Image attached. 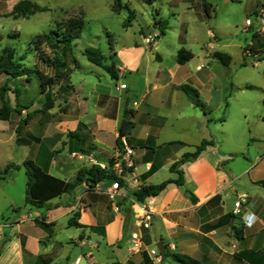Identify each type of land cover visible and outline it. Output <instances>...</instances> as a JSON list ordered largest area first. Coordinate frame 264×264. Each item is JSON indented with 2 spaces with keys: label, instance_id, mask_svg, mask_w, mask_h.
<instances>
[{
  "label": "crops",
  "instance_id": "0c3cea01",
  "mask_svg": "<svg viewBox=\"0 0 264 264\" xmlns=\"http://www.w3.org/2000/svg\"><path fill=\"white\" fill-rule=\"evenodd\" d=\"M20 1L0 0V14H10ZM29 1L50 10L42 0ZM155 3L156 0H152L148 4L153 6ZM197 6V3L192 8L189 6V12L194 13ZM259 6L257 15L264 10V3ZM55 7L64 15L76 12L74 7L66 10L63 3ZM53 22L56 26V20ZM253 27L257 42H251L244 57L251 58L254 66L259 67L261 61L264 62V30L259 25ZM125 31L128 33L129 30ZM187 32L181 26L180 35ZM151 36L154 41L149 43ZM207 36L219 40L211 31ZM161 43L155 27L147 26V30L138 28L134 36L125 39L121 45L114 44L107 56L116 61L115 87L107 76L102 82L100 78L107 72L101 67L103 73L96 72L93 83L82 78L74 85L69 81L72 77L60 81L52 109L57 103L59 115L56 121H38L45 124L41 136L53 128V136L48 139L54 140L52 148L61 153L59 162L52 151L40 146L41 140L36 141L39 145L36 149L29 142L33 140L29 128L31 116L25 106H20L24 109L20 115L29 122L24 137L18 133L21 122L14 124L15 112L9 121H0L8 125V131L1 129L0 132L10 133L8 140L3 141L6 150L0 170L9 164L18 167L0 179V264H37L39 257L50 259V264H74L77 258H82V253L85 258L80 264H154L149 250L159 243L169 254L162 255L159 264H180L172 254L191 257L201 264H264V159L252 169L251 160L243 167H226L225 162L234 163V159L229 158L233 151L226 153L219 146L225 104V68L232 62L229 66L220 63L214 58L219 52L215 44L204 40L189 45L188 41L180 39L171 50ZM182 48L194 55L184 65L179 64L177 57ZM79 67L80 63L75 59L61 71L73 74ZM45 69L53 74V70ZM262 74L264 76V68ZM122 85L126 88L118 90ZM247 86L252 85L233 84L235 91L249 90ZM184 87L196 91V95L187 94ZM196 101L204 109L197 106ZM36 109L35 112L40 111ZM124 119L133 125L118 144ZM205 141L212 145L196 160L181 164L177 172L171 170L185 154L195 152ZM253 141L259 145L258 159L264 154V137H255ZM124 142L134 150L131 158L133 175L126 176V182L135 176L142 187L169 180H180L182 184H170L157 197L145 202L155 212L150 229L138 226L135 189H128L125 184L117 203L120 210L116 212L111 207L116 219L108 224V208L102 197L108 198L106 191L111 188L110 179L95 187L83 183L71 194L58 197V203L55 198L41 208L27 203L28 176L22 167L26 161H33L60 179L72 181L80 170L92 166L90 158L97 164L109 165L110 160L124 155ZM12 146L22 149L18 159L9 155ZM79 155L85 159H79ZM71 161L75 165L69 171ZM261 165L263 169L259 168ZM57 170L65 175L57 176ZM65 195L68 200H62ZM243 196L240 212L235 214V203ZM63 221L80 231L66 237L76 247L69 255L57 232L64 230L61 229L65 224ZM72 222L82 227L72 226ZM134 232L143 237L144 248L140 253L130 250ZM90 248L102 250L101 256L96 258L92 251L84 252Z\"/></svg>",
  "mask_w": 264,
  "mask_h": 264
},
{
  "label": "rangeland",
  "instance_id": "374dc122",
  "mask_svg": "<svg viewBox=\"0 0 264 264\" xmlns=\"http://www.w3.org/2000/svg\"><path fill=\"white\" fill-rule=\"evenodd\" d=\"M46 8V11L37 13L29 18H23L8 13L0 14V49L11 48L16 50L17 59L29 69H37L44 74L51 75L43 66V61H40L38 55V44L35 38L38 35L50 34L55 31L58 34H54L52 40H63L62 34L65 33V26L69 21L83 20L84 26L80 39L68 41V44H61L63 47L68 48V54L65 62L67 67L71 65L70 55L80 63V67L75 73H68L69 77H72L69 81H72L74 85H78L82 78H86L88 81H96V72H102L100 67H96L87 60V57L83 55L86 49L99 50L105 56V64L111 65L116 63L113 58L107 56V53L111 49V44L121 45L125 39H130L134 36V32L138 28L142 27L147 30V26L151 28L155 27L159 38L162 39V45L165 49L171 50L174 45L178 43V40L184 39L188 41L189 45H195L196 40H204L208 43L215 44L216 49L219 52L226 53L231 56L232 63L230 67L225 68V104L222 109L223 116L221 123L223 128L219 134V146L224 149V152L233 151V155H229L233 161L225 162L224 166L243 167L245 163L250 162V169L259 164L264 159V154L258 156L259 145L256 141H253L255 137H264V76L263 68L264 62L261 61L259 67L254 66L251 58L244 57V51L249 48L251 42L256 40L255 27L245 30L246 21L249 19L256 26L260 24L259 16L257 15V9L260 3H264V0H156L153 6L152 0H121L116 3L115 0H42ZM63 3L66 10L74 7L75 14L71 12V15H67L63 12L57 11L55 6ZM194 3L199 6L196 7L194 13L189 12V6H194ZM205 3V4H204ZM204 4V5H203ZM206 5V6H205ZM45 8V7H44ZM159 13V15H158ZM202 14V15H199ZM131 18V26L124 28V23L128 17ZM133 18H135L133 20ZM156 19V23L153 21ZM56 20V26L54 24ZM162 22V30L165 34H162V30L157 23ZM181 26L187 34H181ZM125 29H128L126 33ZM208 31L218 36L219 40L208 38ZM111 37H109V35ZM56 35V36H55ZM54 38V39H53ZM150 38H154L151 36ZM113 39V40H112ZM68 40H70L68 38ZM154 40V39H153ZM195 49L194 46H190ZM189 48V46H188ZM46 50L48 56L53 57V53L50 48L44 46L40 51ZM72 51V52H71ZM61 57H63L62 50H59ZM40 55V54H39ZM64 58V57H63ZM64 61V60H63ZM69 63V64H68ZM244 64V65H243ZM105 74V73H104ZM108 74V73H107ZM103 75L102 82L104 83V76H107V80L115 87V80L110 74ZM72 75V76H71ZM68 77V79H69ZM231 77V78H230ZM246 83L252 85L254 89L245 91H235L233 84ZM17 88V91H14ZM54 92L57 91V87H54ZM236 92V93H235ZM2 93L4 96H2ZM4 97V98H3ZM45 95L41 93L40 81L36 73L24 76L19 79H12L7 82V76H0V107L4 101H8L12 107H18L19 112H15L14 124H20L26 120L24 115H20L21 105L25 106L31 116L30 131L32 132L31 145L34 149L38 148L36 144L37 140H41V144L46 151H52L54 158L60 161L61 153L57 148H52L53 128H50V132L45 135L40 131L45 132V124H39V120H47L50 122L56 121L58 113V107L49 112H42L43 105L45 103ZM40 110L35 112L34 109ZM49 114V116L47 115ZM247 118V119H246ZM21 120V121H20ZM224 121V122H223ZM27 123H21L22 128L19 130L21 137L25 136V128ZM220 123V122H219ZM7 129L8 125L5 122H0V130ZM10 136L9 132L2 134L0 132V163L4 161L3 153L6 150V144L4 140ZM47 138V139H46ZM46 140V141H45ZM9 142V141H8ZM217 142V141H216ZM8 146V145H7ZM263 146V144L261 145ZM49 148V149H48ZM52 148V150H51ZM61 148V147H60ZM54 149V150H53ZM9 155L13 159H18L22 152L19 146L9 147ZM235 153V154H234ZM74 162L71 161L68 165V170H73ZM263 169V165L259 167ZM56 175L63 177L64 173L56 171ZM264 175V174H263ZM255 177V176H254ZM264 177V176H262ZM248 180V176H246ZM20 181V179H18ZM240 184V183H238ZM243 185V184H242ZM20 189V182L18 191ZM62 200H68V195L62 197ZM58 203L60 199L56 198ZM119 199L115 202H111L107 197H102V202L107 206L108 224L113 222L115 214L110 211L114 204L119 203ZM83 205V204H81ZM29 207V206H28ZM82 207V206H81ZM84 207V206H83ZM13 214V212H10ZM63 231L58 232V237L63 241V246L66 248V253L69 255L72 249H76L75 246L67 240V235H74L80 232L76 227H68L67 221H63ZM60 228V227H59ZM52 239L53 236H51ZM50 237V238H51ZM49 238V239H50ZM92 251L96 258L101 256L102 250L85 249L84 252ZM76 257L73 256L72 259ZM82 258H85L82 253Z\"/></svg>",
  "mask_w": 264,
  "mask_h": 264
},
{
  "label": "trees",
  "instance_id": "16d2710c",
  "mask_svg": "<svg viewBox=\"0 0 264 264\" xmlns=\"http://www.w3.org/2000/svg\"><path fill=\"white\" fill-rule=\"evenodd\" d=\"M115 1L116 3H119L121 0H115ZM44 11H46V8L40 7L29 0H21L14 7L12 14L16 15L17 17L21 16L23 18H29L31 16L36 15L37 13ZM162 24H163L162 22H159L156 25H159L162 30ZM83 26L84 23L82 20L69 21L65 26V33L62 34V38H65L62 41L52 40L54 34H58L55 31L50 32V34L38 35L35 38V41L38 44L37 50H39L40 52L36 56L40 58V61L41 60L43 61L44 64L43 66H45L47 69L53 70L52 76H49L48 74H44L40 70L29 69L25 67L20 62V60L17 59L16 50L11 48L0 49V76L6 75L7 82H9L12 79L16 80L24 76L30 75L31 73H36L40 81L41 93L44 94L46 98L41 111L49 112L54 108L56 102L57 94L53 90L54 87H57V85L60 84V81L62 79L66 80L69 77L68 73L70 72V71H65V72L61 71L62 68L67 67V63L65 62V60L69 52L67 47H64L62 49L63 46L61 44L62 43L68 44L69 43L68 41H72V40L74 41L79 39L82 35ZM130 26H131V18L129 16L127 21L124 23V27L126 28ZM162 34L163 35L165 34L163 30H162ZM108 35L109 37H111L110 34ZM68 38L70 40H68ZM113 45H114L113 43L110 45L112 49H113ZM43 46L45 48L51 49V52L54 54L53 57L48 56L46 50L40 51ZM59 50H62L64 58L61 57V53L59 52ZM83 54L84 56L87 57L89 62L95 64L98 67L103 68L108 74L111 75V77L114 80L117 79L118 71L116 69V64L115 63H112L111 65L105 64L104 61L106 58L102 53L99 52V50L86 49ZM177 57L179 64L184 65L187 62H189L194 57V55L185 48H182L178 51ZM214 58L225 66H229L230 63L232 62L231 56L222 52L215 53ZM70 59H72L73 61H70L69 63L71 62L73 63L75 60V58L72 56V53L70 55ZM246 89L251 90L254 89V87L247 86ZM183 90L187 94L193 93L196 95V91L189 90L187 87H184ZM15 91H17V88L15 89ZM2 96H4L3 93ZM195 103L197 106L204 109L203 105L199 101H196ZM14 112H19L18 107L16 106L14 108L8 101H4L2 106L0 107V121H9ZM26 121L27 120H23V122L21 123L23 124ZM132 125L133 124L127 119H124V121L121 123L120 136L117 140L118 144H121V138L127 135V132L129 131V128L132 127ZM211 145H212L211 142L208 141L203 142L199 147L196 148L195 152L185 154L178 163L174 164L171 167V170L177 172L178 167L181 164L196 160L201 155V153L208 146ZM113 164H114V159L110 160L109 166L111 167ZM22 167L25 168L28 176L27 203L36 206L38 208L43 207L44 205H46L47 202L55 198H58L64 194H71L78 186L82 185L83 183H86L90 187H95L97 184H99L100 182L106 179H110L112 181L118 179L111 169L103 170L99 166H95V165L80 170L77 173L75 179L72 181H66L54 175L49 174L47 171L40 168L31 160L26 161ZM16 168L18 167L14 166L13 164L7 165L5 168L0 170V179L6 178L8 174ZM181 173L182 172L179 171V174ZM119 181L121 185L125 184L124 180L120 179ZM170 184L182 185L180 180L177 181L169 180L159 185L143 186L139 190L133 192V197L135 198L136 202L145 203L149 198L157 197ZM71 225L82 227L80 224L73 222ZM168 255L169 254L166 253L164 256H168ZM171 256L175 261L179 262L180 264H201L197 260H194L188 256L177 255V254H172ZM50 263H51L50 259H46L43 257H39L37 260V264H50Z\"/></svg>",
  "mask_w": 264,
  "mask_h": 264
},
{
  "label": "built area",
  "instance_id": "2783aa9c",
  "mask_svg": "<svg viewBox=\"0 0 264 264\" xmlns=\"http://www.w3.org/2000/svg\"><path fill=\"white\" fill-rule=\"evenodd\" d=\"M259 28L261 30H264V10L260 11L259 16ZM245 30L248 31L251 27L254 26L251 20H247L245 24ZM154 38H149L148 42H152ZM126 86H120L117 89H125ZM124 148L125 152L124 155L119 156L118 158L114 159V164L110 167L109 165H102L97 164L93 158L89 159V163L91 165L99 166L103 170H109L111 169L114 174L117 176V180L112 181L111 188L107 189L106 194L109 198V200L113 203L118 198L121 197L120 191L122 189V185L120 184V179L125 181L126 176L133 175L132 169L134 167L133 162L131 160L132 156L134 155V150L129 147L126 142H124ZM78 156V155H77ZM79 159L83 160L85 159V156L79 155ZM125 187L128 189H135L139 190L142 187V183L140 180L132 176V178L129 181H125ZM245 196L241 197L239 201L235 203V214H239V209L244 201ZM136 202V201H135ZM134 202L135 209H138V212H136L137 217V223L138 226L142 229H150L152 225V220L154 216V209L150 204L146 203H139ZM113 208L116 212H119V206L118 204H114ZM144 248V241L143 237L140 233L134 232L131 234V241H130V250L132 253H140ZM149 254L153 257L154 264H159L162 261V254L160 253L159 249L157 247L149 250ZM82 258H77L74 264H80Z\"/></svg>",
  "mask_w": 264,
  "mask_h": 264
},
{
  "label": "water",
  "instance_id": "95a60500",
  "mask_svg": "<svg viewBox=\"0 0 264 264\" xmlns=\"http://www.w3.org/2000/svg\"><path fill=\"white\" fill-rule=\"evenodd\" d=\"M156 247L159 249V251H160V253L162 255H165L166 254V248L162 245V243L157 244Z\"/></svg>",
  "mask_w": 264,
  "mask_h": 264
}]
</instances>
